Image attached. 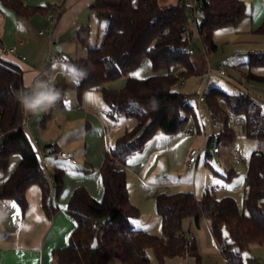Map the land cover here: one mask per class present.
Segmentation results:
<instances>
[{
	"label": "trees",
	"instance_id": "1",
	"mask_svg": "<svg viewBox=\"0 0 264 264\" xmlns=\"http://www.w3.org/2000/svg\"><path fill=\"white\" fill-rule=\"evenodd\" d=\"M183 1L165 4L164 0H95L91 11L106 24L100 44L89 46L88 27L76 34V42L86 49V55L71 60L70 66L86 75L76 78L78 85L62 83L58 87L61 97L69 87L79 95L99 91L111 117L123 116L133 120L134 125L108 149L99 167L102 199H93L83 187L73 191L67 213L76 227L67 245L53 252L55 264H108L112 258L122 264H149L148 249L152 250L157 264H164L166 258L192 253L183 223L192 219L197 225L204 218L227 264H245V260L258 263L255 259H246L244 254L252 245L264 246V151L260 149L249 158L241 207L230 196L218 198L214 188L206 190L200 200L191 192L160 194L155 205L161 235L149 234L132 225L139 211L128 197L124 168L127 160L141 153L159 131L177 135L191 125L194 131L201 132L191 97L176 90L181 82L198 74L193 54H189V50L194 51L191 38L183 37L191 18ZM3 2L18 16L35 13L46 16L49 11V7L31 9L16 0ZM196 3L202 17L196 23L197 31L207 53L215 49L211 40L214 31L235 28L247 16L242 0H196ZM254 33L264 35V22ZM248 55V69L264 66V52ZM145 59L153 74L144 79L132 77ZM122 77H126V82L121 89L107 87ZM246 78L263 79L250 72ZM21 91H26L23 71L0 58V131L5 134L0 148V171L6 172L12 155L20 156L16 169L0 185V199L14 200L24 212L25 192L36 185L41 192L42 208L48 213L52 209V189L56 197L62 192L63 170H52L50 183L38 157L40 148L22 128L26 112L16 98ZM203 100L201 104L211 111L213 123L222 125L219 133L208 137L207 147L214 136L218 137L217 145L232 143L237 135L236 127L240 126L245 138L264 142V111L253 96L229 95L211 88L203 92ZM61 102L62 99L56 101L44 112L42 127L52 109ZM83 172L88 174L92 168L87 165ZM233 175V170H229L226 179ZM95 240L97 247L92 248Z\"/></svg>",
	"mask_w": 264,
	"mask_h": 264
},
{
	"label": "crops",
	"instance_id": "2",
	"mask_svg": "<svg viewBox=\"0 0 264 264\" xmlns=\"http://www.w3.org/2000/svg\"><path fill=\"white\" fill-rule=\"evenodd\" d=\"M16 1H20L24 6L31 9H45L47 7L50 9L53 6L60 9L59 17L53 29V36L57 40L53 44H49L46 35H38L39 31L48 27L45 14L35 13L26 17L18 16L13 10L4 5L3 0H0V58L21 68L23 71V84L27 88L32 83L36 71L42 68L49 55L59 54V61H61L63 49L69 48V43L74 37L76 39L77 32L84 27L89 29L92 18L99 19L91 11V6L95 0ZM164 3L174 4L169 3L168 0H164ZM184 3L189 7V12L197 4L196 0H184ZM257 7L264 8V5L259 1ZM200 16L197 15V17ZM247 20L248 15L240 24H245L249 31L253 33L259 27L260 21H264L254 3L252 4L250 23ZM3 46L14 47V54H2L1 48ZM22 57H24V60L21 59ZM59 61L51 65V71H67L59 66ZM251 71L255 76L263 79L248 80L247 88L249 90L247 91L252 93V96L261 104L264 111V66L256 67ZM122 78L123 80L126 79V77ZM58 83V86H60L64 81L58 80ZM89 92L86 91L80 95L77 93L76 97L65 99L64 91L62 102L58 107L52 109L50 118L43 127L41 126V119L45 111L31 113L27 121V127L24 130L29 140L36 141V146L42 152V156L38 155V157L46 175L48 174L50 183L52 182L49 174L52 170L62 168L61 170L64 171L63 189L57 197L54 189H52V209L48 213L42 208L41 192L36 185L30 186L25 192L27 206L24 212L21 211L14 200L0 199V264H55L53 252L67 245L69 237L76 227L74 220L67 213L68 202L73 191L78 187H83L93 199L97 200L101 197L103 188L99 167L108 149L115 144L123 132L113 135L110 125L117 122V117L113 118L109 115L105 103L106 110H103L104 107L103 109L92 107L90 105L91 100L89 101ZM82 122L85 123L82 133L84 142L82 149L71 148L74 142L70 144L69 142L63 143L62 140L60 141L59 135L63 131H69V139H75L76 136L71 134L70 131L75 125ZM106 124L108 125L107 128ZM201 125L202 132L205 134V125L203 123ZM51 127L56 128L59 134H56L53 130L48 132ZM239 128V132L242 134L241 126ZM79 130L81 129L79 128ZM190 130L193 131L192 127ZM190 130H184L177 135H166L159 131L146 144L141 153L127 160L124 168L127 172L128 197L130 203L139 211V216L132 221L134 228L155 236L160 235L158 233L159 230L161 231V223L156 214L155 205L158 195L191 192L195 199L200 200L206 190L213 188L208 184H203L205 188L201 192L197 182L186 178L188 176L186 175L187 172L184 173L185 175H181L182 172L177 167V158L180 151H176V146L181 141L182 136L188 137L191 135V133H186ZM55 136L57 138H54ZM204 138L206 139V134ZM260 147L264 151V142L259 143L257 148ZM48 149H53L52 152L54 150L69 152L72 154L74 162L55 159L50 155L52 152L48 153ZM191 149H194L193 146L188 149L187 158L186 153H184L186 159L180 161L181 171L185 166L190 170L194 168L196 172L198 170V161L201 155L192 167L187 166ZM218 154H220V149L216 155ZM74 155L78 159L74 158ZM209 157L206 153L205 160L208 161L207 158ZM79 159L83 164L78 163ZM58 161L66 162L67 165L69 164L73 168L76 167V169H63L62 165L57 164ZM19 162V155L14 154L10 157L6 172L0 171V185L7 180ZM205 163L206 167L210 168L208 163ZM78 165H82L83 169H80L81 166L78 167ZM87 165L94 170L91 174L86 175L83 170L87 168ZM222 167L224 171L220 170V166L219 170L227 176L229 169ZM216 187L225 190V186L222 184ZM216 187L214 189L219 190ZM183 229L185 236L190 235L192 237L190 243L192 253H186L183 257L166 258L164 264H224L220 250L210 233L207 219H201L197 225L192 219L185 220ZM261 249H264V246L252 245L249 251L244 254V257L256 261L258 259L257 264H259V253H263V251H260ZM203 256L207 257V260H204ZM108 264L122 263L112 258L108 261ZM245 264L255 263H248L245 260Z\"/></svg>",
	"mask_w": 264,
	"mask_h": 264
},
{
	"label": "rangeland",
	"instance_id": "3",
	"mask_svg": "<svg viewBox=\"0 0 264 264\" xmlns=\"http://www.w3.org/2000/svg\"><path fill=\"white\" fill-rule=\"evenodd\" d=\"M179 0H168L169 3H175ZM246 4L247 15H248V23H250V16L252 10V4H255V8L260 13L261 18L264 20V8H259V1L264 5V0H243ZM184 2V1H183ZM181 2V3H183ZM258 2V3H257ZM185 4V3H184ZM187 7V6H186ZM189 10V7H187ZM202 17H198L197 21L193 22V20L189 19L188 29L190 32L191 38V46L195 51V54L192 56V60L195 64V68L198 74L186 79L184 82H181L178 86H176V90L181 92L182 94L189 95L191 97V103L193 105L194 111L198 116L199 123H203L206 128V139L204 138L205 134L202 132L201 125V133L197 134L194 132V129L191 125L185 130H190L192 127L193 131H191V135L186 137L182 136L181 141L176 146V151H180V154L177 158V167H179V171L182 172L181 175H185L187 172L186 178L189 180L197 182V186L201 188V192L204 190L203 184H208L210 187H216L217 185H224L225 190H214L216 196L218 198L224 196H230L233 198L239 207L242 204L243 191L241 188L244 185V177L247 171L249 158L255 150H263L262 147L257 148L259 143L255 140L247 139L239 132V127H236L237 135L234 141L228 145L220 144L218 145L220 149V154L215 155L211 154L208 150L213 147L212 143L206 146L208 137L212 134H217L222 129V125L219 123H213L210 116L207 114V108L203 104H197L196 100L199 95L205 93L211 88H216L224 91L229 95H237L241 93H248L252 96V93L247 88V78L248 73H252V69H248L247 63L250 60V56L248 53L250 52H264V35L250 32L248 27L245 24H239L235 28H222L213 32L211 40L215 46V49L210 52L204 51V45L202 44V40L200 39L197 31L196 23L201 21ZM264 21H260V24ZM105 22L99 21L95 18H92L89 24V46L94 47L98 46L101 42V39L105 30ZM55 50V47L53 48ZM55 52V51H54ZM237 52H245L246 54L237 55ZM63 58L60 62V67L63 70H67V67H70V60L84 57L86 54V49L81 47L77 42L75 37L70 41L69 48L63 49ZM223 65L224 71L226 73L225 76H220L217 73V66ZM153 73L150 68V64L147 59L143 60L140 67L131 75L136 79H144L151 76ZM126 82V79L120 78L108 84L109 88L119 90L121 89ZM77 91L76 89L67 88L65 90V99L68 97H76ZM89 101L91 100L90 105L94 108H102L106 110L104 102L101 98V93L99 91H90L89 92ZM254 97V96H253ZM102 103V104H101ZM96 106V107H95ZM107 122V120H106ZM108 123V122H107ZM133 120L125 118L123 116L117 117V122L113 124H109L111 127V131H113V135L119 132H125L133 127ZM85 123H78L75 127L70 131L71 134H74L75 139H69V131H63L59 135L60 141L63 143L69 142L70 144L74 142L71 148L74 149H82L84 146L82 133L84 131ZM74 125V124H73ZM106 124V128L108 127ZM132 126V127H131ZM79 128L81 130H79ZM53 130L56 134H59L56 128L48 129V132ZM110 131V132H111ZM122 134V135H123ZM121 136V135H120ZM82 137V138H80ZM54 138H57L56 136ZM237 142L240 145V153L238 155L243 161L240 165H236L234 163V155H233V145ZM193 146V148L197 151L200 149H204L202 153H200L201 157L198 161V170L197 172L194 170L188 169L186 166L181 171L180 161L182 159H186L188 156V149ZM113 147V146H112ZM179 149V150H177ZM184 149H187L184 151ZM208 149V150H207ZM177 152V154H178ZM186 153V158L185 154ZM210 153V157L207 158L208 161L205 160V154ZM76 159L78 157L74 155ZM104 157V156H103ZM103 159V158H102ZM78 163H82L81 159H79ZM55 161V160H54ZM208 163L209 167H206V163ZM57 164L62 165L63 169H76L71 165H67L66 162L58 161ZM222 165L226 169L233 170L234 175L229 179H225L226 175L219 170V166ZM80 169H83L82 165H78ZM62 169V168H61ZM51 170V169H50ZM94 169L92 168V171ZM52 172V171H51ZM64 173V171H63ZM127 173V172H126ZM88 174H91L88 173ZM177 174V173H176ZM48 175V174H47ZM87 175V174H86ZM103 193L98 201L102 199ZM193 231V230H192ZM161 235V231L159 233ZM159 235V236H160ZM260 249V248H258ZM253 251V250H252ZM263 253H259V264H264V249H261ZM147 258L149 260V264H157L153 252L151 249L147 250ZM247 253V252H246ZM252 253V252H251ZM204 260H207V257L203 256ZM258 261V259H257Z\"/></svg>",
	"mask_w": 264,
	"mask_h": 264
},
{
	"label": "built area",
	"instance_id": "4",
	"mask_svg": "<svg viewBox=\"0 0 264 264\" xmlns=\"http://www.w3.org/2000/svg\"><path fill=\"white\" fill-rule=\"evenodd\" d=\"M59 14H60V9L58 7H51L46 15V20H47V23H48V27L45 29V30H42V31H39L38 32V35L39 36H45L48 38V42L49 44H53L54 42H56V38L53 36V29L55 27V24L57 22V19L59 17ZM190 17L191 19L193 20V22H195L196 18H197V9L196 7H194V9L191 11L190 13ZM190 36V32H189V29L187 28V30H185V32L183 33V37H189ZM206 47L204 46V51L206 52ZM15 52V48L14 47H5L3 46L1 48V53L4 54V55H7V54H14ZM189 54H195V52L193 50H189ZM22 60H24V57L21 58ZM60 60V56L59 54H51L47 57V59L45 60V63L43 64L42 68L37 70L36 73H35V76L32 80V83L29 85V86H33L36 82H50L54 88L56 90H58V80H61V81H64V83H67V82H72V79L68 76V73L67 71H61V70H58V71H51L50 67L51 65H53L54 63H56L57 61ZM217 73L220 75V76H225L226 73L224 71V68H223V65H218L217 66ZM74 83V82H73ZM75 85H78V83H74ZM29 86L26 88V91L29 89ZM62 99L61 95L59 96L58 100L57 101H60ZM203 94L199 95L198 99H197V104H201L203 103ZM207 113L209 115H211V111L210 110H207ZM31 115V112H27L25 113V119H24V122L22 123V128L25 129L27 127V121L29 119ZM187 134L191 133V130L190 131H187L186 132ZM4 132H1L0 131V148L3 147L2 145V139L4 137ZM217 141H218V137L217 136H214L213 137V140H212V144H213V147L208 150L211 154H217L219 152V147L217 145ZM33 144L36 146L37 145V142L36 141H33ZM203 148L200 149L199 151L195 150V149H191L189 151V157H188V163H187V166L190 168L192 167V165H194L198 159V157L200 156V153L203 152ZM37 153L39 156H42V152L38 149L37 150ZM240 153V145L239 143H235L234 144V151H233V155H234V163L236 165H240L242 163V159L238 157ZM264 153V152H263ZM51 156H53L55 159H60V160H65V161H69V162H74V159H73V156L71 153L69 152H66V151H61V150H58V151H55V152H52L50 153ZM220 170L224 171L223 167L220 165ZM216 189H221L220 187H216ZM243 189V188H242ZM93 227H95V225H93ZM192 240V237L190 235H187L186 236V241H187V244L189 245L190 242ZM223 262L224 264H227L228 263V260L223 258Z\"/></svg>",
	"mask_w": 264,
	"mask_h": 264
},
{
	"label": "clouds",
	"instance_id": "5",
	"mask_svg": "<svg viewBox=\"0 0 264 264\" xmlns=\"http://www.w3.org/2000/svg\"><path fill=\"white\" fill-rule=\"evenodd\" d=\"M67 73L74 83H79V80L76 79L77 77L86 75L74 66L67 67ZM59 96V91L50 82H36L33 86H29L27 91H21L16 94L17 100L26 113L46 111L56 103Z\"/></svg>",
	"mask_w": 264,
	"mask_h": 264
},
{
	"label": "water",
	"instance_id": "6",
	"mask_svg": "<svg viewBox=\"0 0 264 264\" xmlns=\"http://www.w3.org/2000/svg\"><path fill=\"white\" fill-rule=\"evenodd\" d=\"M197 15H201V13L198 11L197 12ZM57 50H59V48H57ZM237 55H243V54H246L245 52H237L236 53ZM53 151V149H48V153H50V152H52ZM97 247V242H96V240L93 242V244H92V248H96Z\"/></svg>",
	"mask_w": 264,
	"mask_h": 264
}]
</instances>
